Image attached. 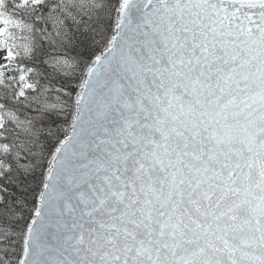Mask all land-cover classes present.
Returning <instances> with one entry per match:
<instances>
[{
    "label": "snow or ice",
    "instance_id": "1",
    "mask_svg": "<svg viewBox=\"0 0 264 264\" xmlns=\"http://www.w3.org/2000/svg\"><path fill=\"white\" fill-rule=\"evenodd\" d=\"M0 264H264V0H0Z\"/></svg>",
    "mask_w": 264,
    "mask_h": 264
}]
</instances>
